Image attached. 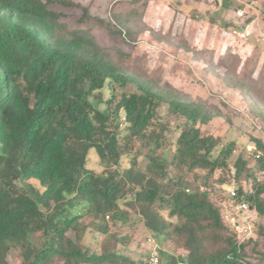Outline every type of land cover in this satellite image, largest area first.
<instances>
[{
  "label": "trees",
  "instance_id": "16d2710c",
  "mask_svg": "<svg viewBox=\"0 0 264 264\" xmlns=\"http://www.w3.org/2000/svg\"><path fill=\"white\" fill-rule=\"evenodd\" d=\"M51 6L81 10L80 25L96 19L125 39L137 36L130 21L143 22L137 12L124 15L129 23L116 15L126 31L75 0H0V264H146L153 252L159 264H264V225L240 244L211 188L238 183L239 198L263 218L264 142L253 139L255 152H240L232 172L237 142L223 145L202 131L220 116L216 105L168 83L171 94L141 58L103 46L91 29H70ZM178 45L197 60L210 54ZM237 86L264 107L257 86ZM106 88L111 96L100 110L102 99H93ZM164 107L182 120L175 144ZM91 151L103 173L88 168ZM123 157L129 167L113 168ZM123 207L136 211L159 245L184 254H162L160 246L138 262L118 250L110 223L128 221ZM87 236L102 245L86 244Z\"/></svg>",
  "mask_w": 264,
  "mask_h": 264
},
{
  "label": "rangeland",
  "instance_id": "374dc122",
  "mask_svg": "<svg viewBox=\"0 0 264 264\" xmlns=\"http://www.w3.org/2000/svg\"><path fill=\"white\" fill-rule=\"evenodd\" d=\"M91 7L95 18L111 21L122 26L115 18L122 16L120 21H127L125 14L137 12L143 15V22L134 21V33L137 36L127 41L122 35H115L96 19H88L83 25L78 23L82 11L73 8L51 6L58 12H64L62 21L70 29H91L100 44L107 47H119L132 54L133 58H141L143 67L149 75L159 78L161 88L173 93L167 84L190 95L193 99L203 98L216 105L221 114L202 127L204 134H212L222 139V144L237 142V152L232 156L230 166L238 154L248 150L253 139L264 142V107L261 101L250 98L246 91L237 85L257 86L258 92H264V0H75ZM125 15V16H124ZM126 19V20H124ZM129 23V21H127ZM123 27V26H122ZM126 31L127 28L123 27ZM250 32L247 38L234 35V31ZM161 37L170 40V44L161 41ZM183 40L192 48L206 51L201 59H195L193 52L186 51L178 43ZM236 54L239 62L227 59ZM226 62L225 67L220 62ZM235 66L236 68L232 67ZM228 74V75H226ZM237 86V87H236ZM111 91L106 88L96 100L102 99L98 106L104 110L105 100L109 99ZM167 107L160 110L161 118L169 126L168 136L175 144L180 136L182 120L167 117ZM123 123V122H122ZM126 124L119 126L122 136L126 133ZM219 151L214 153L216 157ZM129 157H123L120 165L113 168L124 170L130 165ZM88 168L96 173H103L98 155L91 151ZM258 177L263 179L264 175ZM214 183L213 198L223 209V216L231 207L228 199L227 186ZM252 181H244L246 190H253ZM236 187H240L238 183ZM128 214L126 223L118 225L110 223L111 232L116 233L120 242H115L118 250L123 251L136 261H145L150 252L159 251L167 255H179L168 244L159 245L158 239L149 232L136 211L123 207ZM264 225V217L254 218L253 224ZM103 243V239L85 238V243ZM96 246V245H95ZM94 246V247H95ZM161 246V247H160ZM161 254V256H162ZM184 254V253H182ZM166 259V258H165ZM13 260L19 263L18 252L14 251Z\"/></svg>",
  "mask_w": 264,
  "mask_h": 264
},
{
  "label": "built area",
  "instance_id": "2783aa9c",
  "mask_svg": "<svg viewBox=\"0 0 264 264\" xmlns=\"http://www.w3.org/2000/svg\"><path fill=\"white\" fill-rule=\"evenodd\" d=\"M233 34L241 38L250 36V32L244 33L237 30ZM248 150L254 153L256 147L250 145L248 146ZM226 190L232 203L230 209L224 215V221L236 233L239 243L242 244L255 235L253 220L257 211L256 209H251L246 201L239 198V188L235 184L227 186ZM159 262L158 255L153 252L150 260L146 264H159Z\"/></svg>",
  "mask_w": 264,
  "mask_h": 264
}]
</instances>
